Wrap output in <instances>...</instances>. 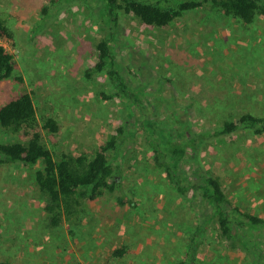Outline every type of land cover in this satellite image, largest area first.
I'll return each mask as SVG.
<instances>
[{"label": "rangeland", "instance_id": "obj_1", "mask_svg": "<svg viewBox=\"0 0 264 264\" xmlns=\"http://www.w3.org/2000/svg\"><path fill=\"white\" fill-rule=\"evenodd\" d=\"M48 1L0 0V15L14 33L12 41L0 43L15 59L13 76L0 80V105L30 93L40 126L50 116L58 122L55 133L42 129L55 157L63 152L91 156L126 120L123 142L111 155L118 185L82 200L73 218L51 226L34 178L42 162L0 165V259L14 264H177L211 205L195 189L185 195L177 190L156 165L152 142L163 140L165 131H177L173 118L180 111H170L168 101L186 109L183 118L196 131L245 112L264 114V16L244 24L205 4L157 27L122 15L113 45L130 95L104 99L101 91L115 90L107 75H84L108 30L96 8L99 0H57L45 14ZM185 103L192 106L187 109ZM204 168L219 176L234 203L264 216V133L242 127L205 141L178 171L197 183ZM120 195L134 204L119 203ZM258 242L264 250V231ZM120 247L125 248L122 256L114 254ZM252 260L246 251L227 245L213 223L194 264Z\"/></svg>", "mask_w": 264, "mask_h": 264}, {"label": "trees", "instance_id": "obj_2", "mask_svg": "<svg viewBox=\"0 0 264 264\" xmlns=\"http://www.w3.org/2000/svg\"><path fill=\"white\" fill-rule=\"evenodd\" d=\"M56 1L49 0L42 11L47 14L48 6ZM205 4L212 5L224 16L235 18L244 24H251L257 17L264 16V0H99L96 8L108 30L106 36L96 43L97 60L85 70V77L89 78L96 73L107 75L115 90L111 93L101 91L100 96L104 99L116 95H130L131 86L120 71L113 45L122 15H132L145 26L165 27L185 12ZM0 39H14L12 29L1 15ZM14 71L13 53L0 43V80L11 78ZM163 78L170 82L169 78ZM132 100L138 102L139 98L134 96ZM178 106L174 100L168 101L170 111H180V114L173 118L177 131H165L166 137L163 140L152 142L153 159L158 167L164 168L181 194L185 195L195 189L201 201L211 205V210L204 218H199L195 230L187 240L186 257L177 264H194L204 232L213 223L227 245L244 250L253 257L250 264H264V250L258 242V233L264 231V216L249 212L234 203L224 191L219 176L210 170L204 168L202 180L197 183L184 179L178 171L181 161H185L205 141L242 127L251 128L257 134L264 133V114L245 112L237 119L225 118L209 129L196 131L192 124L183 118L186 109ZM184 106L188 109L192 103H185ZM145 120L146 118H143L144 123H148ZM126 122L124 120L117 127L116 133H112L104 143L99 144L91 156L84 152H63L55 157L44 142L42 129L51 133L57 132L59 125L56 118L47 117L40 126L32 95L28 92L21 93L0 105V130L4 136L0 139V165L19 163L30 166L38 161L42 162V166L35 171V183L39 197L43 199L48 223L51 226H59L63 221L75 216L82 200L95 199L105 190H115L118 182L113 172L111 155L123 142ZM153 123L156 125L157 121ZM197 165L199 169L202 168L201 163ZM117 199L121 204H134L133 200L123 195ZM124 253V247L114 251V254L119 256ZM0 264L14 263L9 259H0Z\"/></svg>", "mask_w": 264, "mask_h": 264}]
</instances>
